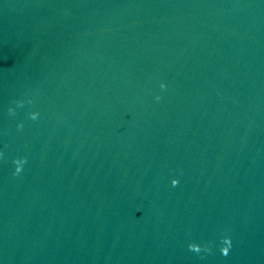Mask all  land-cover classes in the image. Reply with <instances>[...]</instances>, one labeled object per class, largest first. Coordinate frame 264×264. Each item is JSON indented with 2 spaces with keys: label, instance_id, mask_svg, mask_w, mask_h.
Instances as JSON below:
<instances>
[{
  "label": "water",
  "instance_id": "1",
  "mask_svg": "<svg viewBox=\"0 0 264 264\" xmlns=\"http://www.w3.org/2000/svg\"><path fill=\"white\" fill-rule=\"evenodd\" d=\"M0 150V264H264V0H0Z\"/></svg>",
  "mask_w": 264,
  "mask_h": 264
},
{
  "label": "clouds",
  "instance_id": "2",
  "mask_svg": "<svg viewBox=\"0 0 264 264\" xmlns=\"http://www.w3.org/2000/svg\"><path fill=\"white\" fill-rule=\"evenodd\" d=\"M166 85L165 84H161V88H165ZM161 97L160 96H157L156 99L159 100ZM30 102V101H29ZM24 104V101L23 100H19V101H16L15 102V106H10L8 111H9V114L10 115H15L16 114V109L17 107H20ZM39 116V113L38 112H32L30 113V117L31 119L35 120L37 119ZM18 127H23L22 124L18 125ZM4 157V152L2 150H0V158H3ZM27 163V157H16L15 160H14V164H15V175H19L22 171H23V168H24V165ZM179 183V180L178 179H173L172 180V184L173 186H176L177 184ZM189 247V250L190 251H194L196 253H201V252H204V253H209L212 251V246L211 244H200L198 242H192L188 245ZM232 247V238L230 235H225L222 237L221 239V252L223 255L227 256L230 252V249Z\"/></svg>",
  "mask_w": 264,
  "mask_h": 264
}]
</instances>
